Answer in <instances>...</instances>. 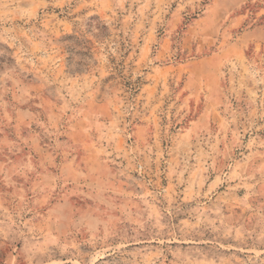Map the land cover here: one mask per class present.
<instances>
[{"label":"rangeland","instance_id":"1","mask_svg":"<svg viewBox=\"0 0 264 264\" xmlns=\"http://www.w3.org/2000/svg\"><path fill=\"white\" fill-rule=\"evenodd\" d=\"M0 264H264V0H0Z\"/></svg>","mask_w":264,"mask_h":264}]
</instances>
